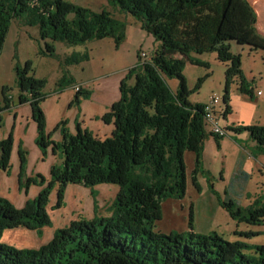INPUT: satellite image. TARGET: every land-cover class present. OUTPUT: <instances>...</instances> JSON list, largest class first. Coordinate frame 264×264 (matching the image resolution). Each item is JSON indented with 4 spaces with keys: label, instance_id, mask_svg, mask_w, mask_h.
<instances>
[{
    "label": "trees",
    "instance_id": "obj_1",
    "mask_svg": "<svg viewBox=\"0 0 264 264\" xmlns=\"http://www.w3.org/2000/svg\"><path fill=\"white\" fill-rule=\"evenodd\" d=\"M120 13L136 18L141 29L159 43L149 59L130 68L119 85L120 98L101 117L105 125H113L110 137L101 140L77 123L75 134L62 121L48 133L47 118L42 104L45 95L42 80L29 76V65L16 68L17 84L22 92L18 104H30L37 123V142L43 159L51 151L57 157L49 178L39 174L27 177L28 152L19 149L21 189L27 191L37 185L40 192L24 208L15 207L7 198H0V264H264V245L253 253H246L247 245L226 241L217 233L205 235L155 230V222L162 221V203L171 198L184 199L187 192L186 154L191 152L196 162L192 181L201 172L205 140L221 141L227 136L208 134L204 120V104L190 102L191 91L183 70L192 53H215L226 66L224 104L226 116L231 87L241 82L239 91L250 96L244 88L241 55L232 53V38L224 32L234 0H107ZM70 15H74L73 18ZM23 19L24 24L38 26L43 41L61 42L73 47L88 42L111 39L120 47L126 37V26L110 12H94L66 0H0V56L5 46L10 23ZM246 39V38H245ZM249 39V38H248ZM244 39L236 41L244 45ZM47 53L54 54V46L46 43ZM45 56L46 52L40 50ZM89 59L88 53L83 56ZM72 56L68 62H77ZM167 78L178 79L174 92ZM77 85L71 77L58 82V92ZM9 89L3 88L0 114L11 106ZM72 106L80 107L81 99L89 100L92 91L75 93ZM220 103V102H219ZM4 120L0 115V130ZM235 135L247 133L255 146L256 159L264 154V126L228 128ZM54 132L62 141L55 143ZM237 143L241 141L234 137ZM13 136L0 141V172H11ZM257 153V154H256ZM237 163L229 182L226 199L219 198L222 208L239 223L260 225L264 221V203L242 208L231 195H236L250 179ZM115 184L119 187L116 201L110 205V215L99 216V202L95 188ZM79 185L91 190L95 218L80 219L59 229L40 249H17L2 242L3 234L17 228L36 231L41 237L51 225L48 205L56 192L54 210L65 204L68 186ZM192 218V216H191ZM192 221V220H191ZM192 224L190 223V227Z\"/></svg>",
    "mask_w": 264,
    "mask_h": 264
},
{
    "label": "rangeland",
    "instance_id": "obj_2",
    "mask_svg": "<svg viewBox=\"0 0 264 264\" xmlns=\"http://www.w3.org/2000/svg\"><path fill=\"white\" fill-rule=\"evenodd\" d=\"M66 1L79 7L89 8L94 12L102 10L110 12L126 26V37L123 44L116 47L111 39L92 41L76 47L61 42H45L40 37L38 26L30 27L24 24V18L12 20L0 56V103H2L3 88H7L9 89L8 97L18 104L22 92L17 84L16 68L22 69L29 64V76L44 82L41 92L45 95V101L42 107L44 105L47 111L55 108L57 113L61 107L66 106L68 94L61 97L59 102L49 99L50 96L55 95L56 89H59L58 82L64 77L68 79L72 77L77 84L87 81L90 90L94 91L97 96V102H100L107 94L113 96L114 92L115 96L119 97V85L128 70L138 63V55L143 62L149 61L158 50L159 43L141 29L136 18L120 13L107 0ZM73 16L70 15L71 18ZM224 32L233 39L230 44L232 53L241 55L244 88L251 90L252 94L243 96L238 90L241 82L235 80L229 95L230 115L220 120V126L227 133L221 141V148L215 139L210 137L211 140H205L201 172L195 177L198 187L192 181L195 156L191 152L186 154L185 164L188 174L186 196L184 199H167L162 203L163 218L162 221L155 222V230L163 234L172 232L186 234L191 231L190 229L195 233L205 235L217 233L226 241H236L247 245L245 252L252 254L255 247L264 245V221L256 226L239 223L222 208L219 198L226 199L229 182L236 172V163L242 151L239 145L245 146L243 141L236 143L234 137L238 138V135L229 131L228 127L264 126V0H234L228 20L224 25ZM240 39L245 40L243 46L236 43ZM46 43L54 46L53 55L47 53ZM40 50L46 52V55L44 56ZM86 53L89 56L88 60L83 57ZM142 53L146 57H143ZM72 56L79 57L78 61L68 62ZM216 56L215 53L203 55L192 53L190 58L198 65L187 62L183 75L187 80L188 89L192 92L190 102L202 104L208 101L209 97L218 95L221 100L219 104L224 109L226 66L219 62ZM166 80L168 86L175 92L179 80L175 78ZM67 91L70 93V90ZM258 93H261V96H258ZM68 112L69 110L65 113ZM206 129L209 134L211 129L209 126H206ZM242 135H247L246 137L249 138L247 133H242ZM101 140L104 139L101 138ZM246 154L243 166L244 170L250 174V179L242 189L236 190V195H231L232 199H235L242 208L253 206L257 201L264 203V156L255 160L254 157L248 155V152ZM241 160L240 158L239 161ZM118 190L119 187L115 184L99 185L95 188L100 203L98 213L101 217L110 215L109 208L115 203ZM7 192V186L1 188L0 196ZM21 198L24 200L23 195ZM71 199L72 202H70ZM93 200L91 190L83 186L71 187L65 193V202L68 203V207L73 203L75 205L81 203L86 210L89 204L92 208ZM51 202L56 203L55 191L51 195ZM13 205L19 207L17 202ZM54 206L49 203L48 212L55 211ZM53 215L55 216L56 213ZM87 216L89 217L88 212L84 213V217L88 218ZM54 229L55 225L47 228L43 242L48 240L49 234L51 231L54 232ZM32 234L35 233L32 232ZM7 236L5 234L3 238L6 239ZM26 236L29 237V235ZM28 237L23 239L17 236V242L24 243L29 239ZM11 245L18 249L21 248L16 243Z\"/></svg>",
    "mask_w": 264,
    "mask_h": 264
},
{
    "label": "crops",
    "instance_id": "obj_3",
    "mask_svg": "<svg viewBox=\"0 0 264 264\" xmlns=\"http://www.w3.org/2000/svg\"><path fill=\"white\" fill-rule=\"evenodd\" d=\"M81 83L86 84L85 89L91 91L90 85L88 86L87 81ZM71 89L72 87L64 90L63 92H58L56 89L54 93L55 95L49 97L50 100L55 99L56 102H59L61 97H63L65 94H68L66 100V106L64 105L63 107H61V110L58 111L57 113L55 108H51L49 109V111H47L43 105L42 107L43 112L47 118V127H46L47 132L48 133L53 132L55 127H58V125L62 121H67L68 123L67 128L71 132V134H75L77 123H79L82 126V129H86L92 132L96 137H101L102 139H106L110 137L114 129V126L105 125L102 122L101 117H103L105 113H107L110 110L111 106L117 100H119L120 92H119V97L118 95L115 96V92H114L113 96L107 94L103 99L100 100V102H97L96 101L98 100L96 99L97 96H95V92L92 91L93 93L92 97L89 100L81 99L80 107L78 108L75 106L73 107L71 105L76 95L74 91H72ZM67 90H70L69 91L70 93H67L68 92ZM10 100H11L10 108L4 110L0 114L4 120L3 128L0 130V141L7 139L10 135H12L14 139L13 153L11 156V172L9 173L3 171L0 172V189L3 187L5 188L7 186L8 192L2 194L0 198H7V200L11 201L12 204H14V202L15 203L17 202L19 204L18 208H24L26 203H28V201H33L36 199L37 195L40 192V188L37 185H32L31 187L28 188L27 191H24L23 189L20 188L21 187V183H20L21 162L19 159L20 146H22L24 150H26L29 154L27 157V164L25 167L26 168L25 175L27 177H34L35 175L39 174L41 176L49 178V174L51 173L52 166L55 165L58 161H57V157H55V155L51 151L49 152L48 157L43 159V154L40 151V148L36 145L37 136H38V132H37L38 125L33 120L32 108L30 104L19 105L15 103L11 97ZM1 104L2 103H0V105ZM66 109L69 110L67 114L65 113L67 111ZM246 136L247 135H240V136L238 135L239 140L245 143L244 144L245 146L239 145L242 151L239 154L238 162L240 158L242 159L243 162H245L246 159L245 156L247 155L246 152L249 153L248 154L249 156L253 157L251 153V149H253L255 144ZM52 139L55 141V143L61 142L62 135L60 134V132H56V133L54 132ZM208 140L211 139L209 138ZM261 156H264V154L259 155V157H257L255 160H258ZM71 187H80V186H68L67 189L69 190L71 189ZM21 195L24 196V200L23 198H21ZM52 202L50 204L54 206V204L56 203L53 204ZM70 202H72V199ZM67 204L68 203L65 202L64 206L61 209L55 211L51 210L49 212L52 218L51 225L49 227L44 228L41 237L37 236L36 231L27 230L20 227L14 230L7 231L8 233L5 232L3 236H5V234L8 236L6 239L2 237V242L5 243L6 245L10 244V246H12L11 244L16 243L19 247H21L20 248L21 250H25V249L37 250L40 249L42 246L46 245L51 239H53V235L56 233L57 230L63 229L69 226L72 222L80 220L82 218L85 220H93L95 218L94 200H93L92 208H90V204H89L87 205L86 210L84 208V205L81 203H79L78 205H75L73 203L74 206L73 204H70L69 207ZM87 212L89 214V217L87 216L88 218L84 217V213ZM53 213H56V215L54 216ZM54 225H55L54 232L51 231V234H49L48 236V240L43 242L42 239L44 235L47 233L46 232L47 228L54 227ZM32 232H34L35 234H32ZM26 235H29V237ZM17 236H21L23 239L25 237H28L29 239L26 240L24 243L21 241L17 242ZM35 236H37V238Z\"/></svg>",
    "mask_w": 264,
    "mask_h": 264
},
{
    "label": "built area",
    "instance_id": "obj_4",
    "mask_svg": "<svg viewBox=\"0 0 264 264\" xmlns=\"http://www.w3.org/2000/svg\"><path fill=\"white\" fill-rule=\"evenodd\" d=\"M143 57H146L144 53H142ZM86 84H77L72 89L75 91V93L80 92L81 90L85 89ZM258 96H261V93L257 94ZM219 102V96L213 95L209 97L208 101L204 103V120L211 129L209 132L210 135L213 136H226V130H224L223 127L220 126V120L222 117L225 118L226 111L225 108L222 109L221 104H218Z\"/></svg>",
    "mask_w": 264,
    "mask_h": 264
},
{
    "label": "bare ground",
    "instance_id": "obj_5",
    "mask_svg": "<svg viewBox=\"0 0 264 264\" xmlns=\"http://www.w3.org/2000/svg\"><path fill=\"white\" fill-rule=\"evenodd\" d=\"M219 102H221L220 98H219ZM219 102H218V104H219Z\"/></svg>",
    "mask_w": 264,
    "mask_h": 264
}]
</instances>
